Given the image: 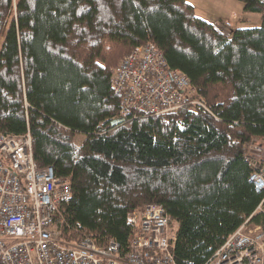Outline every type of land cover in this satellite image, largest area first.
<instances>
[{
  "label": "trees",
  "instance_id": "obj_1",
  "mask_svg": "<svg viewBox=\"0 0 264 264\" xmlns=\"http://www.w3.org/2000/svg\"><path fill=\"white\" fill-rule=\"evenodd\" d=\"M240 1L261 24L226 36L188 0H0V132H29L38 167L70 187L62 240L127 249L131 212L159 203L175 263L203 264L246 220L264 228L249 179L264 156V0ZM146 43L204 106L111 125L113 70Z\"/></svg>",
  "mask_w": 264,
  "mask_h": 264
},
{
  "label": "built area",
  "instance_id": "obj_2",
  "mask_svg": "<svg viewBox=\"0 0 264 264\" xmlns=\"http://www.w3.org/2000/svg\"><path fill=\"white\" fill-rule=\"evenodd\" d=\"M111 80L122 117L204 106L186 74L171 68L153 43L127 52ZM249 177L257 192L264 191V165L256 164ZM70 194L51 166L38 167L29 132H0V264H176L174 227L159 203L131 212L137 234L127 249L114 238L105 245L90 236L62 240L58 206ZM203 264H264V228L246 220Z\"/></svg>",
  "mask_w": 264,
  "mask_h": 264
},
{
  "label": "rangeland",
  "instance_id": "obj_3",
  "mask_svg": "<svg viewBox=\"0 0 264 264\" xmlns=\"http://www.w3.org/2000/svg\"><path fill=\"white\" fill-rule=\"evenodd\" d=\"M188 1L194 5L193 7L196 16L211 23L216 30L226 36H230L233 30L237 28H251L257 27L261 24L260 15L244 11L243 3L240 0ZM83 137V134L77 133L75 135V141L79 142ZM259 159H262L260 163L264 165V156H260ZM258 210L264 211V203L258 207Z\"/></svg>",
  "mask_w": 264,
  "mask_h": 264
},
{
  "label": "water",
  "instance_id": "obj_4",
  "mask_svg": "<svg viewBox=\"0 0 264 264\" xmlns=\"http://www.w3.org/2000/svg\"><path fill=\"white\" fill-rule=\"evenodd\" d=\"M123 120H124V117L120 116V117H118V118H114V119H112V120L110 121V124H111V125H114V124H117V123L122 122Z\"/></svg>",
  "mask_w": 264,
  "mask_h": 264
},
{
  "label": "bare ground",
  "instance_id": "obj_5",
  "mask_svg": "<svg viewBox=\"0 0 264 264\" xmlns=\"http://www.w3.org/2000/svg\"><path fill=\"white\" fill-rule=\"evenodd\" d=\"M261 160V159H260ZM260 163V162H259Z\"/></svg>",
  "mask_w": 264,
  "mask_h": 264
},
{
  "label": "crops",
  "instance_id": "obj_6",
  "mask_svg": "<svg viewBox=\"0 0 264 264\" xmlns=\"http://www.w3.org/2000/svg\"><path fill=\"white\" fill-rule=\"evenodd\" d=\"M193 5V4H192ZM194 6V5H193Z\"/></svg>",
  "mask_w": 264,
  "mask_h": 264
}]
</instances>
